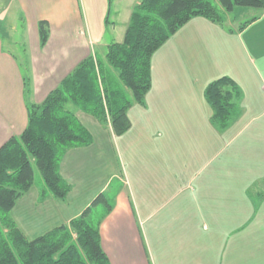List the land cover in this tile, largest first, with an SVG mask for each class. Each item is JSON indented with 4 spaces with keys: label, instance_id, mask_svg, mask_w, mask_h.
Wrapping results in <instances>:
<instances>
[{
    "label": "crops",
    "instance_id": "0c3cea01",
    "mask_svg": "<svg viewBox=\"0 0 264 264\" xmlns=\"http://www.w3.org/2000/svg\"><path fill=\"white\" fill-rule=\"evenodd\" d=\"M132 1L0 0V113L14 117L15 127L13 133L0 140V146L10 136L19 135L27 123L22 81L18 82L12 70V62L17 60L2 46V27H10L6 13L10 7L22 14L18 19L24 21L26 35H35L40 48V19H46L50 26L46 46L54 24L66 20L78 23L79 19L91 32L95 44L106 47L123 40L138 0ZM125 8L122 39L111 37L108 41V29L114 33L120 22H104L105 14L117 17ZM261 10L260 17L250 24L264 19V9ZM238 30L242 35L244 30ZM260 32L257 39H250L249 50L241 36L229 37L219 23L194 16L153 53L150 89L142 104L132 102L129 107L130 126L124 133L116 135L109 121L102 124L91 115L76 111L92 141L67 150L61 160L60 173L71 190L65 200L46 193L44 201H40V184L31 206H25L24 221L14 212L23 200L19 198L11 216L23 234L35 238L67 223L96 195L102 192L106 196L107 188L117 179L120 187L114 190L110 209L102 213L97 223L101 247L110 264H264V168L250 165L253 158L241 159L246 150L236 144L255 116L249 117L244 126H235L236 116L218 128L211 121L210 107L203 96L206 85L221 76L231 78L238 88H264V30L256 34ZM213 56L220 59L218 64H212ZM82 57L80 54L78 59H71L80 63ZM16 67L19 69L18 63ZM54 88L36 102H42ZM34 92L29 94L33 98ZM20 99L25 109L23 119ZM253 100L254 97L251 104ZM254 103L262 105L259 98ZM262 126L264 123L250 131L252 139L260 136L264 141ZM2 133L0 125V138ZM219 144L218 151L215 146ZM222 149L224 153L229 149L230 163L221 161L213 166ZM250 187L253 192H248ZM183 192L188 194L179 196ZM252 197L262 199L254 214ZM50 205L59 210H51ZM247 219L251 223L245 230L229 234L235 222L240 224ZM216 247L221 251L219 261L210 260L214 254L211 250Z\"/></svg>",
    "mask_w": 264,
    "mask_h": 264
},
{
    "label": "trees",
    "instance_id": "16d2710c",
    "mask_svg": "<svg viewBox=\"0 0 264 264\" xmlns=\"http://www.w3.org/2000/svg\"><path fill=\"white\" fill-rule=\"evenodd\" d=\"M222 11L235 7L264 9V0H216ZM194 16L220 21L211 0H138L133 6L124 38L106 46L104 60L117 71L118 79L131 94L117 87L104 60L88 56L78 63L40 103L26 99L27 123L19 135L0 146V264H110L100 243L98 224H92V208L104 204L101 192L68 223L28 239L11 216L17 200L33 184L35 166L41 177L40 201L46 193L65 200L71 186L60 173V163L71 148L91 143L89 131L67 105L91 115L100 123L110 122L114 134L130 126L127 111L132 102L142 104L151 86L153 53L180 26ZM39 44L49 38V22H37ZM108 68V69H109ZM25 96L31 93L29 76H22ZM235 82L221 76L209 82L203 96L211 121L224 127L235 115Z\"/></svg>",
    "mask_w": 264,
    "mask_h": 264
},
{
    "label": "rangeland",
    "instance_id": "374dc122",
    "mask_svg": "<svg viewBox=\"0 0 264 264\" xmlns=\"http://www.w3.org/2000/svg\"><path fill=\"white\" fill-rule=\"evenodd\" d=\"M95 1L98 2V0H95ZM113 1L116 2V0H113ZM125 1H127V3L129 2V0H125ZM211 1L214 4V6L217 8V10L220 12L221 20L212 21L205 17L203 18L209 21L215 22L217 24L219 23L222 29L227 33L229 37L236 36V35L237 37L241 36V38L243 39L244 43H246L249 50L252 49L250 39L255 40L257 39L258 36H261V32L258 34H256V32L259 30H264V19H262L260 23L250 24V22L260 17L263 11L259 8H253V7H235L233 11L227 12V11H222L221 7L219 6L216 0H211ZM131 3H133L132 0H130V4ZM114 8H115V5L113 6V9ZM17 12H18V9L13 6H11L10 9L6 12L7 15L9 16V19H8L9 22L7 21V23L10 24V27L6 28L5 23H4L5 27H2L5 32L4 38L2 39V46H3V50H8L9 53L12 54L17 60L19 69L16 67L17 63L14 61L12 62L13 76H15L16 79H18V82L22 81V85L21 83L20 85L22 86L23 91H24V84H23L22 76L25 75V76L30 77L31 92L32 90H34L35 95H34V98L32 95L31 96L29 95L30 97L27 95L25 98L28 101L33 102L31 101L33 99L35 100L34 103H37L36 101L40 99L44 95V93L49 90V88H54L55 86H57L60 83V81L74 69V67L77 65L78 62H76V60H72L71 59L72 56H75V59H78V56L80 54L81 56L83 55V57L80 59V62L88 56H92L94 61L97 58L104 60L106 47H104L103 44H99V45L95 44L94 38L92 37L91 32L85 28L84 24H82V21L80 22L79 19L77 21L78 23L71 21V20H66L64 21V23L62 22L61 24H58V25L54 24L52 28L51 37L49 39V43L47 44V46L45 45V47L40 48L37 45V39L35 35L33 36L32 34H30L29 37L26 35V32L24 31L25 30L24 21H22L21 19L20 20L18 19L20 16H22V14L17 13ZM126 12H127V9L125 8L120 13V15H118L117 17L113 15L112 13L105 14V18H103L104 22L106 20H111V19H116V20L118 19V21L120 22L118 24V27L115 29L114 33L110 29H108V32L106 34L107 36L106 38L108 41L112 40L111 37H113L114 40L116 41H119L122 39L123 33H124L122 24L124 20L126 19L125 18ZM5 20L6 19H3V21ZM229 22L233 24L231 25L229 24ZM11 23L14 24V28H12L13 24ZM0 24H2V21L0 22ZM238 28H242L244 30L242 35H240L241 32H238L239 31ZM49 33H50V26H49ZM86 49L88 50L87 53L85 52ZM219 61L220 59L218 60L217 56H213L211 59L212 64L213 63L218 64ZM72 64L75 66L72 67ZM104 67L106 71L109 70L108 72H110V74L112 75L114 82L116 81L115 83H117V87L122 88L123 91L126 93L127 97L131 99V94L129 90L118 79L117 71L109 68L106 61L104 62ZM3 68L5 70L4 65H3ZM214 68L216 67L213 66V69ZM246 68L247 67H245V69ZM19 73L21 74V80H20ZM1 76H6V75L1 74ZM263 85H264V81H263ZM21 86L19 88H21ZM236 89H237V92L235 93L233 97V102L235 103L234 105L236 109L235 110L236 113L233 118L238 116L235 126L237 127L240 125L244 126L246 121L249 119V117L255 116V118L253 119V122L246 125L247 128H244L243 134L241 135V137H239L236 140V144L241 145L243 149L246 150L245 151L246 155H243L241 159L242 158H245V159L253 158V160H250L251 161L250 165L264 168V141H262L260 136H258L255 139H252L249 135L250 131L252 132V130L255 127H259L261 126V124L264 123V88H236ZM252 97H254V100L252 102V104L254 105L251 104ZM258 98L262 101L261 107L260 105L254 103V101H256ZM19 103H20V108H21L20 111L22 112V119H23L25 118L24 104L22 103L21 99ZM67 107L74 113L78 111V109L73 107L71 104H68ZM0 112H2L1 109H0ZM0 117H1L0 125H2V130H3L0 140L1 139L3 140V138L5 137V134L14 132L15 127L12 124V121H14V117L9 116L5 113L4 115L0 113ZM240 118L243 119L242 120L243 122L240 120ZM235 119L231 121L230 123L231 126L234 125ZM216 127L219 128V125H217ZM262 127L264 128V126ZM214 130L219 132V129L217 128L215 129V127H214ZM221 132H224V131H221ZM232 148L233 146L229 149H232ZM215 149L219 151L220 144L218 146H215ZM229 149H227L228 151L225 153L223 152L224 149H222L219 152L217 159L214 160L212 163L213 166L219 164V162L221 163V161L224 163H230V161L227 160V158L229 157ZM239 157H240V153H239ZM33 169H34V180H33L32 187L25 194L21 196L23 197V200L19 201L21 203L17 204V207L15 208V211H14L16 217L17 218L22 217L21 219H23V221H24L25 212H26L25 206H27V203H29L31 206L32 199L34 198L33 196L36 193L37 188L41 184V177H40L39 171L37 170L35 166L33 167ZM119 187H120V183L117 179H115L112 181V183L107 188L105 193L107 194L106 196L109 198L108 199L106 197L109 204H111L112 202V194L114 190L115 189L117 190V188ZM88 189L89 191H93V188H87V190ZM251 189L252 187H250L248 192L250 191L253 192V189L252 190ZM187 194H188L187 192H183L182 194H179V196H186ZM77 200L78 199L76 197L74 202H77ZM252 200H253V203L255 204L253 208L256 209V211L252 210L251 213L254 214L255 212L257 213L259 211L258 207L262 199L252 197ZM50 208L53 211L59 210L56 205L55 206L50 205ZM105 210L107 211V207L106 205L102 203L92 208V214L90 216V220L92 224L97 225L102 213ZM250 223H251L250 219L243 220L240 224L239 222H235V225L231 226L232 230L230 231L229 234H235V230L236 231L240 229L245 230ZM261 228L264 230V225ZM27 238L32 239L33 237L28 236ZM215 246H217V243H215ZM217 248L219 247H216L211 250V252H214V254H212V257H210V260L219 261L221 259L220 257L221 251H219Z\"/></svg>",
    "mask_w": 264,
    "mask_h": 264
}]
</instances>
